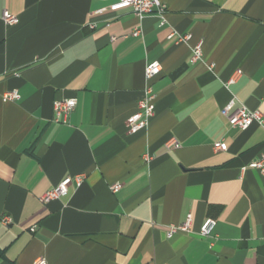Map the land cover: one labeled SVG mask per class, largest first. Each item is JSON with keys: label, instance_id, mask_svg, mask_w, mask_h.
Here are the masks:
<instances>
[{"label": "crops", "instance_id": "crops-1", "mask_svg": "<svg viewBox=\"0 0 264 264\" xmlns=\"http://www.w3.org/2000/svg\"><path fill=\"white\" fill-rule=\"evenodd\" d=\"M162 1L163 18L138 19L116 0H0V264H264V173L247 166L264 125L221 114L232 99L264 117V0ZM151 61L154 113L130 133ZM67 176L63 196L39 200ZM188 214L190 231L167 238Z\"/></svg>", "mask_w": 264, "mask_h": 264}, {"label": "built area", "instance_id": "built-area-1", "mask_svg": "<svg viewBox=\"0 0 264 264\" xmlns=\"http://www.w3.org/2000/svg\"><path fill=\"white\" fill-rule=\"evenodd\" d=\"M130 9L132 13L141 19L145 15L150 13H155L159 17L163 18L166 11V5L162 0H116L109 6L111 11H117L120 9ZM3 21L6 24H14L17 21L15 15L3 11L1 15ZM141 33L139 27L135 28L132 35L136 36ZM190 38L189 35H182L178 37V41H187ZM201 41L196 42L190 47V62L195 63L202 60V50ZM212 65H208L211 68ZM160 72V63L158 61H151L146 64L144 69V77L147 81L146 86L143 89V97L138 101V110L126 119V125L130 133H135L141 129H144L148 125L149 118L153 116L154 113V103L155 94L152 90L150 81L156 77ZM230 79L228 83L232 82ZM17 90L13 89L6 91L3 96V101H13L18 98ZM76 105L75 98H67L56 100L53 103V117L52 120L55 123L66 124L68 122L69 115ZM221 114L224 116L231 127L244 130L248 128L252 123H257L259 125H264V117L258 111H250L246 107L240 105L235 106L234 101L231 99L222 109ZM213 148L217 151H223L226 149V144L223 140H218L213 143ZM248 167L256 169L261 173H264V155H261L257 159L251 161ZM74 180L79 184L83 178V175H75ZM72 177L67 176L63 178L55 187L45 191L39 197V200L43 203L48 201L58 199L63 196L67 187L71 183ZM120 188L119 183H113L109 186L112 192L118 191ZM2 223L7 224L10 222L8 216L2 217ZM192 217L190 214L186 215L183 221L178 224H172L167 226L166 235L170 238L173 234L177 232H189L191 228ZM215 221L211 218H206L200 225L198 234L200 236L207 237L210 235ZM33 264H47L44 257H37Z\"/></svg>", "mask_w": 264, "mask_h": 264}]
</instances>
